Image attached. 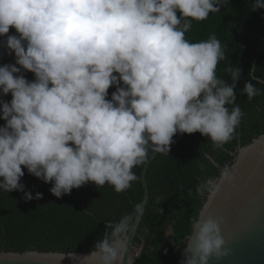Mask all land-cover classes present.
I'll return each instance as SVG.
<instances>
[{
    "label": "clouds",
    "instance_id": "obj_1",
    "mask_svg": "<svg viewBox=\"0 0 264 264\" xmlns=\"http://www.w3.org/2000/svg\"><path fill=\"white\" fill-rule=\"evenodd\" d=\"M261 9L254 0L251 11ZM219 11L220 0H0V37L15 57L0 66V95L12 97L0 100V189L23 192L27 169L58 198L88 182L122 192L149 152L169 154L177 133L228 142L243 116L241 68L228 69V84L216 76L217 37L185 38L193 20ZM241 94L258 90L246 82ZM205 216L192 221L187 264L231 254L220 221ZM123 226L96 243L102 264H116Z\"/></svg>",
    "mask_w": 264,
    "mask_h": 264
},
{
    "label": "trees",
    "instance_id": "obj_2",
    "mask_svg": "<svg viewBox=\"0 0 264 264\" xmlns=\"http://www.w3.org/2000/svg\"><path fill=\"white\" fill-rule=\"evenodd\" d=\"M253 3L220 0L219 12L202 21L193 20L185 33L193 43L212 35L221 42L224 58L216 66L217 78L232 84L228 69L241 68V78L235 82V104L243 116L226 143L217 145L199 132L183 134L179 143L170 145L169 154L158 153L151 162L146 171L149 200L137 230L139 251L134 264L178 263L192 221L209 193V182L232 160L231 153L239 144L245 146L264 133V9L252 12ZM13 31L10 28L8 34ZM23 74L29 81L34 79L31 72ZM246 82L258 90L252 99L241 94ZM113 91L115 87H110L108 99ZM11 99V94L0 95V100ZM4 124L0 119V126ZM177 137L178 133L173 140ZM143 164L132 169L136 176ZM23 171V192L0 189V251H95L97 242L113 239L115 227L106 223L123 222V229L130 227L143 196L142 185L135 180L122 192L109 184L98 188L88 182L58 198L49 191L51 183ZM24 192L33 197L41 193L42 197L26 200ZM117 238H122L121 232Z\"/></svg>",
    "mask_w": 264,
    "mask_h": 264
},
{
    "label": "water",
    "instance_id": "obj_3",
    "mask_svg": "<svg viewBox=\"0 0 264 264\" xmlns=\"http://www.w3.org/2000/svg\"><path fill=\"white\" fill-rule=\"evenodd\" d=\"M13 34H16L15 31L9 35ZM182 137L183 134L178 133L171 145L179 143ZM157 155L151 153L143 164L140 176H136L143 189L140 211L130 227L121 230L116 264L135 263L139 251L135 241L137 230L149 200L146 171ZM231 156L232 160L219 168V176L209 182V193L197 215L199 217L206 212L205 218L218 219L221 234L231 248L229 256L219 261L210 257L208 264H264V133L245 146L239 144ZM105 225L116 227L120 224ZM189 237L190 234L177 264H187L191 256L190 249H187ZM91 252L0 251V264H102L97 250L89 256Z\"/></svg>",
    "mask_w": 264,
    "mask_h": 264
},
{
    "label": "rangeland",
    "instance_id": "obj_4",
    "mask_svg": "<svg viewBox=\"0 0 264 264\" xmlns=\"http://www.w3.org/2000/svg\"><path fill=\"white\" fill-rule=\"evenodd\" d=\"M3 40L4 38L0 37V43L3 42ZM4 64H14V61H13V57L10 54H8L6 48L4 46H1L0 47V66H3Z\"/></svg>",
    "mask_w": 264,
    "mask_h": 264
},
{
    "label": "flooded vegetation",
    "instance_id": "obj_5",
    "mask_svg": "<svg viewBox=\"0 0 264 264\" xmlns=\"http://www.w3.org/2000/svg\"><path fill=\"white\" fill-rule=\"evenodd\" d=\"M9 35V34H8ZM4 38V40H5V37H3ZM12 57H13V61H14V63H15V57H14V54H12L11 55Z\"/></svg>",
    "mask_w": 264,
    "mask_h": 264
},
{
    "label": "bare ground",
    "instance_id": "obj_6",
    "mask_svg": "<svg viewBox=\"0 0 264 264\" xmlns=\"http://www.w3.org/2000/svg\"><path fill=\"white\" fill-rule=\"evenodd\" d=\"M2 43V42H1ZM0 43V47L3 46V44Z\"/></svg>",
    "mask_w": 264,
    "mask_h": 264
}]
</instances>
